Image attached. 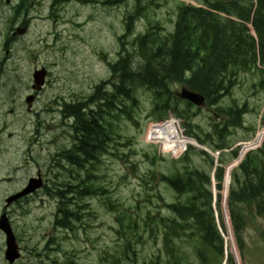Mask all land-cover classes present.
Returning a JSON list of instances; mask_svg holds the SVG:
<instances>
[{"label": "trees", "instance_id": "trees-1", "mask_svg": "<svg viewBox=\"0 0 264 264\" xmlns=\"http://www.w3.org/2000/svg\"><path fill=\"white\" fill-rule=\"evenodd\" d=\"M160 1L134 0L126 33L118 40L117 61L107 63L109 79L98 84L87 100L63 106L74 120V136L71 149L61 153L69 160L70 188L66 196H57L64 203L58 206L55 226L72 235L90 230L97 218L91 205L98 200L108 216L112 242L99 254L97 264H220L222 259V239L211 210L213 159L208 154L190 147L179 160L166 161L153 152L145 154L144 171L136 164L130 170L122 166L125 172L118 186L132 175L140 188L130 203L116 199L106 184L101 155L121 163L129 158L119 148H129L131 140L114 123L134 121L139 92L151 95L147 118L163 121L171 113L184 121L188 137L213 151L230 148L236 130L247 131L248 137L255 131L245 126L244 116L250 112L247 103L238 104L232 92L247 73L258 74L251 87L264 92V0H194L201 7L179 3L171 30L147 20L145 31L133 37L135 22L146 18ZM25 8L26 4L18 6L14 17ZM175 85L204 98L208 123L198 121L202 109L176 96ZM195 155L204 159L195 163ZM235 156L232 151L219 157L214 175L218 191L222 166ZM156 164H162L163 170H157ZM228 208L242 250L248 221L264 220V144L233 170ZM259 237L264 242V233ZM54 243L52 247L59 250ZM148 244L155 246L156 253H143ZM69 263L74 260L69 261L66 253L63 264ZM227 264H234L231 257Z\"/></svg>", "mask_w": 264, "mask_h": 264}, {"label": "rangeland", "instance_id": "rangeland-1", "mask_svg": "<svg viewBox=\"0 0 264 264\" xmlns=\"http://www.w3.org/2000/svg\"><path fill=\"white\" fill-rule=\"evenodd\" d=\"M41 1L43 6L41 10L35 11V18H46L45 21L34 20L26 30H23L19 23L18 26L11 28L12 31H9V26L7 25L8 16L1 14H7L10 11L11 4H14L17 0H10L8 4L5 3V0H0V46L4 45L6 35L10 36L9 43L12 46V50L7 54L9 59L5 68L4 78L9 82L6 91L13 90L21 94L29 92L32 84L31 71L36 67H47L46 69L50 74L47 79L46 89L43 91L45 97L53 98V101H56L57 99L74 100L87 96L95 82L105 80L110 75L106 63L101 58V53H106L109 59L117 57L118 46L116 37L124 33L122 32L124 8L109 9L100 4L82 6L71 3L62 8L58 15V21L53 22L47 19V9L52 0ZM178 1L193 3L189 0ZM178 1H161V6L157 9H152L150 12V19L163 24L164 28L168 29L170 20L173 19L176 12ZM128 2L131 3L132 0H128ZM74 24H77L78 27ZM16 27L20 28L18 29L20 31L15 30ZM137 30H143L142 23L138 24ZM56 36H59L58 39H56ZM45 38L48 39L47 43H45ZM34 56H37L38 60H35ZM258 77V74H243L240 78L241 85L233 90L232 96L238 103L247 102L251 108H254L252 117H246L247 122L253 127L259 125V114L264 109V92L251 87L253 83L257 82ZM138 99L139 110L136 114V119L139 123L134 125L133 123L122 121L119 124L122 133L132 138L134 145L131 150L127 148H119V150L120 153L129 156L125 160H132L134 164H138V167L144 168V154L152 153V147L148 146V144H154L155 147L158 146L159 152L161 154L163 152L161 151V144L152 143L146 137V131L149 127L146 114L149 110L150 96L146 93H140ZM18 113L24 118L25 123L31 120V117L25 116L22 108ZM158 128H153L154 136ZM48 136H54V133L52 132ZM162 136L164 138L163 143L168 146L178 143L179 134L174 124H167L157 132L159 140L162 139ZM242 137H245V131H239L234 136L237 140ZM121 143H124V141ZM115 160L111 157L104 160L102 171L103 175H107L105 177L106 184L110 187L116 199L124 203H130L139 193V185L130 175L127 181L118 186V179L122 169ZM128 173L131 174L130 171ZM226 189L227 183L225 181V194ZM92 207L97 214V219L92 223V228L79 236L73 235L65 241L62 237L60 239V241H63L61 242V249L67 251L69 261L73 259L74 264H97L98 254L112 242L108 230L106 212L98 200L93 203ZM223 207L225 210L224 204ZM45 210L50 214L52 205L46 207ZM40 214V211L35 210L29 217L18 224L19 231L23 229L25 232L28 233L29 231L36 236L35 240L32 238L34 241L51 236V233H49L51 231L50 219L47 218L40 222ZM257 222L259 224L251 223L252 226L245 236L246 248L243 258L239 257L233 241L227 247L229 253L232 252L238 257L239 264H264V244L257 237V234L264 232V222L261 220ZM254 225L255 227L259 226L258 233L253 229ZM27 240L30 247L33 246L31 240ZM226 240H230V229H227ZM2 246L3 241L0 236V247ZM155 252V248L143 251L145 254ZM63 259V257L60 259V264H63ZM0 264H4L2 254H0ZM17 264L52 263L47 259L44 260V263H39L37 259L29 260L28 255L25 254Z\"/></svg>", "mask_w": 264, "mask_h": 264}, {"label": "flooded vegetation", "instance_id": "flooded-vegetation-1", "mask_svg": "<svg viewBox=\"0 0 264 264\" xmlns=\"http://www.w3.org/2000/svg\"><path fill=\"white\" fill-rule=\"evenodd\" d=\"M1 52L7 55L9 51L0 46ZM6 61L7 57L0 59V78ZM4 90L0 82V218L5 215L11 226H15L17 220H23L32 212L24 211L26 204L39 200L43 193L61 192V185L53 182L57 171L66 170L67 161L57 160L55 140L44 141L40 149L42 152L45 148L46 154L41 156L39 149L36 150L41 143L42 127L37 111L33 112L32 122L24 124L23 117L18 113L22 102L17 103L23 94L6 93ZM41 95L40 92L33 93L34 103ZM30 180L39 181L37 183L41 188L8 203V198L26 189Z\"/></svg>", "mask_w": 264, "mask_h": 264}, {"label": "water", "instance_id": "water-1", "mask_svg": "<svg viewBox=\"0 0 264 264\" xmlns=\"http://www.w3.org/2000/svg\"><path fill=\"white\" fill-rule=\"evenodd\" d=\"M38 75L40 78L44 76V72H39ZM41 83V82H40ZM180 98L187 100L195 105H200L202 103V98L199 97L196 94L189 93L185 90L181 92L179 95ZM29 190H26L22 195L28 193ZM0 229L5 233L6 235V252H5V258L9 263H12L18 258V252H17V246L15 243V238L11 232V229L9 228L6 220H2L0 223Z\"/></svg>", "mask_w": 264, "mask_h": 264}, {"label": "bare ground", "instance_id": "bare-ground-1", "mask_svg": "<svg viewBox=\"0 0 264 264\" xmlns=\"http://www.w3.org/2000/svg\"><path fill=\"white\" fill-rule=\"evenodd\" d=\"M169 124H173V123H169ZM174 126H175V124H174ZM163 128V127H162ZM161 128L159 127L158 128V130L156 131V134H155V138H157L158 139V137H157V132L160 130ZM176 129V128H175ZM178 134H179V140H178V143L177 144H171V146H168L166 143H164V145H166L167 147H173L172 148V151L174 152V153H176V152H178L180 149H182L183 147H184V145H186V144H189V143H191L190 141H188V140H186L185 138H183V137H181L180 136V133L178 132ZM159 140V139H158ZM174 146H175V148H174ZM225 181H226V183L228 184V177L225 179Z\"/></svg>", "mask_w": 264, "mask_h": 264}]
</instances>
